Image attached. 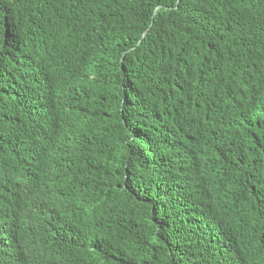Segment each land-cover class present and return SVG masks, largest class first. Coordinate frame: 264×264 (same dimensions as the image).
<instances>
[{
	"label": "trees",
	"instance_id": "trees-1",
	"mask_svg": "<svg viewBox=\"0 0 264 264\" xmlns=\"http://www.w3.org/2000/svg\"><path fill=\"white\" fill-rule=\"evenodd\" d=\"M0 264H264V0H0Z\"/></svg>",
	"mask_w": 264,
	"mask_h": 264
},
{
	"label": "bare ground",
	"instance_id": "bare-ground-1",
	"mask_svg": "<svg viewBox=\"0 0 264 264\" xmlns=\"http://www.w3.org/2000/svg\"><path fill=\"white\" fill-rule=\"evenodd\" d=\"M183 229V228H182Z\"/></svg>",
	"mask_w": 264,
	"mask_h": 264
}]
</instances>
